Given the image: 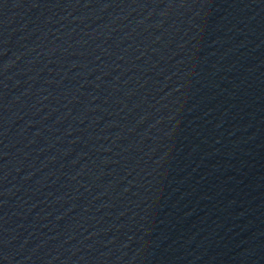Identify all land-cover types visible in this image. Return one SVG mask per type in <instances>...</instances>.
<instances>
[{"label":"water","instance_id":"obj_1","mask_svg":"<svg viewBox=\"0 0 264 264\" xmlns=\"http://www.w3.org/2000/svg\"><path fill=\"white\" fill-rule=\"evenodd\" d=\"M264 263V0H0V264Z\"/></svg>","mask_w":264,"mask_h":264}]
</instances>
